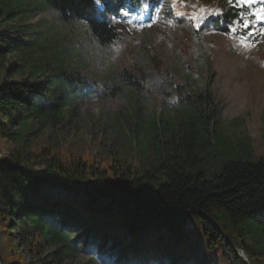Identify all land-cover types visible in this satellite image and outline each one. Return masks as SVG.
<instances>
[{"label": "trees", "instance_id": "1", "mask_svg": "<svg viewBox=\"0 0 264 264\" xmlns=\"http://www.w3.org/2000/svg\"><path fill=\"white\" fill-rule=\"evenodd\" d=\"M161 1L44 0L59 20H82L99 46L120 42L130 33L126 24L112 17L133 12L145 3L152 8ZM166 1L167 17L199 24V32L216 31L246 45L257 43L263 35L253 6L238 0H201V11L190 7L192 0ZM20 12L17 7L14 14ZM5 38L0 34V140L10 138L26 144L36 132L35 125L58 126L76 117L80 98L109 97L115 89L116 95H121L125 89L117 83L95 82L62 65L34 67L30 75L42 74L39 80L14 79V73H25L23 64L12 61V54L23 53L28 45ZM117 78L124 85L142 86L141 77L126 71ZM212 82L213 74L205 83V94H179L180 105L192 108L204 104L205 110L183 129L172 126V119L165 117L164 122L171 123L167 125L169 134L152 137L154 157L137 169L117 170L112 162L98 167L94 159L65 156L50 147L26 153L13 151L8 159H0V227L9 228L8 232L17 230L18 239L38 260L44 244L63 242L67 246L71 231L94 224L89 239L94 236L96 243L107 239V246H111L101 253L105 259L108 253L113 259L122 257V248L134 252L148 249L154 238L162 250L161 258L173 264L198 258L200 264H232L224 256L225 248L235 254L239 264H258L244 261L237 251L246 250L247 258L264 256V157L253 159L248 142L238 140L243 156L228 160L218 173L206 176L201 162L214 158L219 142L216 132L210 130L219 124L209 90ZM99 87L103 92L112 90L104 95ZM45 187H59L73 200H49L40 191ZM61 203L70 209L62 212ZM78 206L89 215L83 217L75 211ZM67 216L71 220H66ZM118 232L122 240H129L126 247L117 243ZM246 237L253 240L251 251L244 245ZM74 239L78 244L69 250L82 249L80 235ZM124 261L121 258L114 263ZM0 264H5L1 257Z\"/></svg>", "mask_w": 264, "mask_h": 264}, {"label": "rangeland", "instance_id": "2", "mask_svg": "<svg viewBox=\"0 0 264 264\" xmlns=\"http://www.w3.org/2000/svg\"><path fill=\"white\" fill-rule=\"evenodd\" d=\"M200 4L201 0H192L190 7L201 10ZM17 7L21 12L15 15ZM168 7L169 3L162 0L152 10L145 4L135 12L112 17L113 21L127 24L130 33L120 42L99 46L91 39L82 20H59L44 0H0V34L28 45L23 53L12 54V61L23 64L25 73H14L12 78L39 80L42 74L30 75L34 67L62 65L70 72L86 74L95 82L108 81L125 87L121 95H116L115 89L109 97L80 98L76 117L58 126L35 125L36 132L26 144L3 138L0 159H8L13 151L26 153L50 147L65 156L94 159L98 167L112 162L117 170L137 169L152 160L155 154L152 137L168 135L167 125L172 123L183 129L190 122H196L205 105L192 108L180 105L179 94L190 91L205 94V83L211 74L213 82L209 90L219 124L210 130L216 132L219 142L214 158L201 162L202 170L210 177L228 160L243 156L245 152L238 149V140L248 142L253 159L264 157V35L257 43L246 45L216 31L199 32L196 25L167 17ZM256 15L264 23V8ZM122 71L141 77L142 86L122 84L117 78ZM102 89L99 87V92L104 95L112 90L103 92ZM165 117L172 122L165 123ZM34 171L41 170L34 167ZM40 191L49 200H73L70 193L59 187H45ZM60 208L64 212L70 206L65 208L61 203ZM75 211L83 217L89 215L79 206ZM66 220L71 217L67 216ZM93 226L71 231L72 239L67 246L63 242L44 244L40 260L23 246L17 230L8 232L9 228L0 227V257L5 264H115L121 258L125 260L123 264H173L161 258L162 250L154 238L148 249L134 252L131 248H122V257L113 259L108 253V259L102 258L101 253L108 252L111 246H107V239L100 243H96L94 236L89 239ZM187 226L191 227V223ZM117 234L120 237L117 243L126 247L129 240H122V235ZM75 235H80L82 249L69 250L78 244ZM243 242L251 251L253 240L246 237ZM237 255L248 263L264 264L263 255L247 258L246 250L242 249ZM224 256L232 264H239L227 248ZM179 263L200 264V260Z\"/></svg>", "mask_w": 264, "mask_h": 264}, {"label": "snow or ice", "instance_id": "3", "mask_svg": "<svg viewBox=\"0 0 264 264\" xmlns=\"http://www.w3.org/2000/svg\"><path fill=\"white\" fill-rule=\"evenodd\" d=\"M97 3L100 2V0H96ZM249 3L254 2V0H248Z\"/></svg>", "mask_w": 264, "mask_h": 264}]
</instances>
